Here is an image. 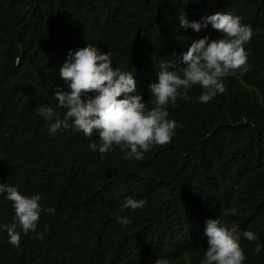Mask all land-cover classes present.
<instances>
[{"label":"trees","instance_id":"1","mask_svg":"<svg viewBox=\"0 0 264 264\" xmlns=\"http://www.w3.org/2000/svg\"><path fill=\"white\" fill-rule=\"evenodd\" d=\"M217 12L253 29L250 70L225 77V92L208 103L197 85L190 101L169 104L168 118L182 125L171 143L137 161L116 145L100 153L95 131L50 134L55 121L38 109L63 119L54 93L70 91L60 75L69 50L94 44L110 53L151 108L160 64L179 70L194 41L220 38L203 26ZM181 14L201 30L182 27ZM0 183L39 195L45 209L35 232L17 226V248L2 227L16 222L13 203L0 194V264H202L209 219L253 232L256 241L240 239L243 264H264V0H0ZM128 197L146 204L124 208Z\"/></svg>","mask_w":264,"mask_h":264},{"label":"clouds","instance_id":"2","mask_svg":"<svg viewBox=\"0 0 264 264\" xmlns=\"http://www.w3.org/2000/svg\"><path fill=\"white\" fill-rule=\"evenodd\" d=\"M179 22L182 27H191L197 32L202 27L200 22L189 21L183 14ZM208 23L222 34L221 37L210 40L205 36L194 41L182 55L179 70H170L174 68L171 61L160 64L158 82L149 86L155 97L151 108L141 94H133L137 88L133 73L114 68L110 53L101 52L94 44L75 52L69 50V59L61 67L60 75L68 82L70 91L58 88L54 93L58 107L66 109L63 119L52 107L38 109L40 116L55 121L50 124V134L69 127L82 131L85 137H91L95 131L100 140V153H108L116 145L121 150L129 149L125 159L135 158L137 161H142L144 153L153 145L171 143L175 130L182 125L168 118L169 104L175 107L178 98L190 101L188 93L197 85L203 90L199 100L208 103L218 93L225 92V77L237 71L247 73L251 67L244 47L255 34L251 26L242 24L238 16L221 12L205 17L203 26ZM121 96L123 98H119ZM89 147L96 151L98 146L93 142ZM3 193L13 203L16 222L2 227L7 231L9 243L19 248L21 234L16 230L17 226L24 234L35 232L45 209L39 195L26 196L16 187L0 183V194ZM145 204V200L128 197L123 207L136 210ZM46 211L54 213L52 208ZM228 211L236 215L238 210L231 208ZM117 219L125 226L131 222L127 217L118 216ZM204 234L208 238V248L202 264H243L246 256L240 244L241 236L249 242L258 239L251 231L241 232L237 226L222 225L219 219H209ZM255 252H261L259 243ZM156 264H167V261H157Z\"/></svg>","mask_w":264,"mask_h":264}]
</instances>
